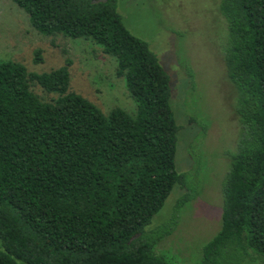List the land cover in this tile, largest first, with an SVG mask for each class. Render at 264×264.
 I'll return each mask as SVG.
<instances>
[{"label":"trees","instance_id":"16d2710c","mask_svg":"<svg viewBox=\"0 0 264 264\" xmlns=\"http://www.w3.org/2000/svg\"><path fill=\"white\" fill-rule=\"evenodd\" d=\"M13 1L42 34L84 38L114 57L136 110L106 114L72 90L70 59L37 73L0 58V264H168L155 252L163 236L147 227L177 184L189 188L176 164L170 74L127 27L119 0ZM219 11L243 133L222 227L193 264H240L229 247L264 258V0H220Z\"/></svg>","mask_w":264,"mask_h":264},{"label":"rangeland","instance_id":"374dc122","mask_svg":"<svg viewBox=\"0 0 264 264\" xmlns=\"http://www.w3.org/2000/svg\"><path fill=\"white\" fill-rule=\"evenodd\" d=\"M219 1H118L127 27L149 43L171 77V104L180 125L176 164L179 172L187 173L189 188L177 184L147 227L151 235L163 236L161 250L155 247V252L168 264L201 261L204 246L220 231L224 183L243 133L236 113L237 91L223 59L228 26ZM0 58L37 73L60 68L70 59L72 90L106 114L116 107L136 110L125 80L116 73L114 57L84 38L42 34L13 0H0ZM34 89L44 95L41 87ZM187 191L190 198L181 200ZM227 253L229 262L264 264V258L251 256V251L250 257L231 247Z\"/></svg>","mask_w":264,"mask_h":264}]
</instances>
